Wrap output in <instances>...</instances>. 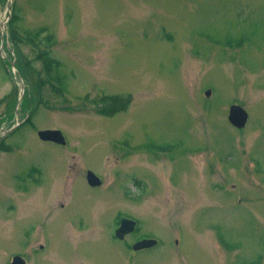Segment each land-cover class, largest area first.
Here are the masks:
<instances>
[{
    "label": "rangeland",
    "instance_id": "374dc122",
    "mask_svg": "<svg viewBox=\"0 0 264 264\" xmlns=\"http://www.w3.org/2000/svg\"><path fill=\"white\" fill-rule=\"evenodd\" d=\"M3 21L0 134L25 92L1 141L0 264H264V0H0ZM116 214L158 247L113 241Z\"/></svg>",
    "mask_w": 264,
    "mask_h": 264
},
{
    "label": "water",
    "instance_id": "95a60500",
    "mask_svg": "<svg viewBox=\"0 0 264 264\" xmlns=\"http://www.w3.org/2000/svg\"><path fill=\"white\" fill-rule=\"evenodd\" d=\"M23 88L24 87L22 86L21 96H23V93H24ZM206 93L208 95H211V90H208ZM20 99H21V97H20ZM229 113H230L229 119L232 122V124L236 125L238 128L246 126V124H247L246 122L248 121V118H249V113H247V111L240 104L232 105ZM17 115L19 117V113H17ZM38 133H39L40 138H42L43 140H53L56 143L59 142L62 144L67 143L63 132H61V130H59V129L56 130V129H47L46 128V130H40ZM88 173H89L90 183H94V184L100 183V179L95 173H93L92 171L88 172ZM135 227H136V221L127 218V219L123 220L121 227L119 228L117 234L120 237H122V236H124V234H126V232L134 230ZM154 243H156V240H154V239L142 240V241H138L134 245V247L137 250L140 248H145V247H148L150 245H153Z\"/></svg>",
    "mask_w": 264,
    "mask_h": 264
},
{
    "label": "flooded vegetation",
    "instance_id": "af4514ba",
    "mask_svg": "<svg viewBox=\"0 0 264 264\" xmlns=\"http://www.w3.org/2000/svg\"><path fill=\"white\" fill-rule=\"evenodd\" d=\"M32 168V167H31ZM31 168L27 171V180L30 178V176H29V173H30V171H31ZM89 170H87V172H88ZM87 181H88V174H87ZM28 182V181H27ZM90 186H93V188H96V189H99L102 185H103V181L100 183V184H92V183H89V181L87 182ZM130 215H128V214H126V215H122V214H116V216H115V219H114V221H112L113 222V224H114V222L116 221V224L114 225V226H112V228H113V232H112V234H111V237H112V240L114 241L115 239L116 240H121V241H123V242H125V245H127V247H129V249L132 251V252H134V253H137V252H144V251H148V250H152V249H154V248H157L158 247V244L155 246V247H152V248H148V249H145V250H137V251H134L133 250V244L135 243V242H137V240H139V239H142V238H147V237H149V236H139L138 237V239L137 240H133V241H131V243H127L126 242V240L129 238V237H131L132 235H134L135 234V232L140 228V226L139 227H136V230L134 231V232H131V233H126V235H125V237H123V238H119V237H117L116 236V231H117V229L120 227V225L122 224V222H123V220L127 217H129ZM79 226V225H78ZM81 226H86V223H83ZM80 227V226H79ZM25 246H27V250L28 251H31V252H35V245L34 244H29V245H25ZM40 246L43 248L44 247V245L43 244H40ZM26 252H21V251H19V252H15L12 256H11V258L8 260V262H6V264H30V262H29V260H28V255H26L25 254Z\"/></svg>",
    "mask_w": 264,
    "mask_h": 264
},
{
    "label": "trees",
    "instance_id": "16d2710c",
    "mask_svg": "<svg viewBox=\"0 0 264 264\" xmlns=\"http://www.w3.org/2000/svg\"><path fill=\"white\" fill-rule=\"evenodd\" d=\"M12 20V21H11ZM10 21L13 23V21H15L14 20V18L13 19H11ZM12 37H13V40H14V42H15V44H17V41H18V38L17 37H15L14 35H12ZM113 98V102H111L110 104H109V106L107 107V108H111L110 109V113H116V112H120V110H123V109H126V105H127V103L123 100V99H121V102L119 103V101H118V105H117V102H116V99H119V97H112ZM114 103V104H113Z\"/></svg>",
    "mask_w": 264,
    "mask_h": 264
},
{
    "label": "bare ground",
    "instance_id": "6f19581e",
    "mask_svg": "<svg viewBox=\"0 0 264 264\" xmlns=\"http://www.w3.org/2000/svg\"><path fill=\"white\" fill-rule=\"evenodd\" d=\"M18 103H20V102L18 101ZM18 103H17V104H18ZM248 121H249V120H248ZM248 121L246 122L247 124H248ZM247 124H246V126H247ZM17 209L19 210V208H17Z\"/></svg>",
    "mask_w": 264,
    "mask_h": 264
}]
</instances>
